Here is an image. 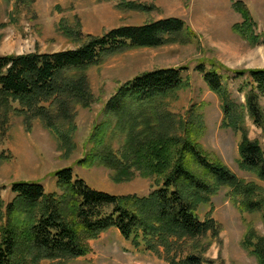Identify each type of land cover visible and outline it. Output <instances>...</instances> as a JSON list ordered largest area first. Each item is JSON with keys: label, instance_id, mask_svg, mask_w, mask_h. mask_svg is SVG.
Wrapping results in <instances>:
<instances>
[{"label": "trees", "instance_id": "1", "mask_svg": "<svg viewBox=\"0 0 264 264\" xmlns=\"http://www.w3.org/2000/svg\"><path fill=\"white\" fill-rule=\"evenodd\" d=\"M121 6L148 8L135 2ZM233 7L243 18L233 26L234 32L250 43H259L256 21L246 4L237 0ZM193 36L184 20L169 17L113 29L101 37L89 36L75 50L0 56V109H13V103L18 102L21 109L13 110L30 111L59 134L55 117L69 119V102L84 106L93 102L86 69L130 48L186 44ZM212 65L215 68L209 71L202 63L197 68L222 101L223 126L241 134L240 166L264 180V150L249 137L246 123L249 115L264 131L260 104L264 68L233 71L238 77L249 76L245 87H241V91L246 89V103L242 104L223 84L219 73L222 67L214 62ZM187 84L182 69L175 68L148 71L123 84L106 103V118L92 135L93 150L78 161L87 166L99 162L112 168L118 181L130 179L138 171L154 177L156 190L148 197L114 195L75 179L70 168L55 172L60 193H46L38 183L16 182L12 185L16 197L10 204L5 206L0 196V264H41L44 260L62 263L83 257L91 251L89 241L111 228L118 229L136 246L144 243L158 250L162 244L170 264H203V257L195 254L178 259L173 247L177 241L219 234L217 221L212 216L201 220L198 210L222 187L231 189L232 199L242 213L264 212V189L239 179L228 166L203 150L198 142L203 122L199 118L177 121L166 108L165 99ZM54 103H58L56 115L51 110ZM119 135L124 137V144L116 154L109 141ZM244 245L258 264H264V236H258L250 227Z\"/></svg>", "mask_w": 264, "mask_h": 264}, {"label": "rangeland", "instance_id": "2", "mask_svg": "<svg viewBox=\"0 0 264 264\" xmlns=\"http://www.w3.org/2000/svg\"><path fill=\"white\" fill-rule=\"evenodd\" d=\"M234 1L237 0H0V25L5 24L0 28V56L75 50L89 36L101 37L113 29L169 17L181 18L194 33L189 43L130 48L86 69L93 102L89 106L69 102V119L56 115L59 109L58 103H54L51 110L56 115L60 135L47 127L41 117L30 111L18 112L21 109L18 102L13 103V109L18 111L0 109V196L5 206L16 197L12 191L16 182L38 183L46 193H60L55 172L67 168L72 169L75 179L118 196L148 197L156 190L154 177L138 171L132 178L118 181L114 169L99 162L87 166L78 161L94 148L92 135L106 118L107 101L123 84L161 68L182 69L188 81L186 87L165 99V106L174 118L177 121L199 118L204 124L198 139L203 150L228 166L239 179L264 189L263 179L241 168V134L223 126L222 101L197 68L201 63L207 71L215 68L213 62L221 66L218 70L222 82L232 98L246 103V89L241 91V87L249 76L238 77L233 71L264 68V0H240L256 21L255 32L260 35L257 44L234 32L233 26L243 21L233 7ZM128 2L148 8L120 7ZM260 104L264 110V97L260 98ZM246 123L249 137L264 150V131L249 115ZM109 144L117 154L124 137L115 136ZM198 215L201 220L212 216L219 225V234L177 241L173 254L178 259L195 254L203 257V264H258L244 241L250 227L258 236H264L263 211L242 213L232 199L231 189L224 186L208 204L200 206ZM89 245L91 251L86 256L62 263L44 260L41 264H170V256L162 244L158 250L144 243L136 246L116 228L101 233Z\"/></svg>", "mask_w": 264, "mask_h": 264}]
</instances>
